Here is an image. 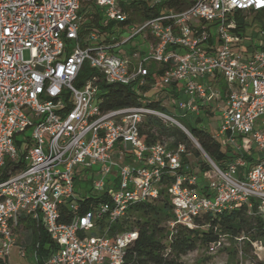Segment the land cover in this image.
Returning a JSON list of instances; mask_svg holds the SVG:
<instances>
[{
  "label": "built area",
  "instance_id": "obj_1",
  "mask_svg": "<svg viewBox=\"0 0 264 264\" xmlns=\"http://www.w3.org/2000/svg\"><path fill=\"white\" fill-rule=\"evenodd\" d=\"M170 1L0 0V262L26 217L54 244L46 264H138L137 232L110 236V228L162 190L172 205L171 234L196 229L202 215L253 203L264 220V45L253 49L240 23L243 14L264 12V0H194L180 10ZM82 2L92 3L106 29L83 28ZM132 2L158 13L135 19L124 10ZM148 64L161 70L154 84ZM85 65L92 75L78 85ZM100 83L128 86L140 105L102 111ZM173 84L180 117H199L212 104L221 111L213 137L236 158L220 169L200 149L213 176L187 174L184 145H147L139 135L146 116L190 134L142 99ZM251 151L259 158L248 166ZM7 161L23 167L3 177ZM95 167L102 178L83 181L99 200L81 212L76 185Z\"/></svg>",
  "mask_w": 264,
  "mask_h": 264
},
{
  "label": "trees",
  "instance_id": "obj_2",
  "mask_svg": "<svg viewBox=\"0 0 264 264\" xmlns=\"http://www.w3.org/2000/svg\"><path fill=\"white\" fill-rule=\"evenodd\" d=\"M193 2L194 0H171L168 5L180 10L187 8ZM81 5L80 14L87 18V22L83 25V28L106 29L101 26L100 14L91 2H82ZM124 10L131 13L134 12L135 19L138 20L154 17L158 13V9H149L146 3L143 2H132L129 6L124 7ZM90 12H92L91 17ZM149 69L150 75L148 81L149 84H154L159 75H161V70L159 71L153 66ZM91 75L92 72L85 65L79 75L77 84L80 85L86 77ZM100 90L102 97L100 109L102 111L137 107L140 105L139 96L132 92L128 86L100 83ZM143 90L146 91L147 89L143 88ZM167 92L176 100L182 99V94L175 84L170 86ZM149 94L145 96L147 107L164 114L169 112L159 101L151 100L150 97L153 95ZM200 109H203V107H200ZM179 118L181 117L177 116V119ZM202 120L204 118H196L197 123ZM179 123L181 124V122ZM187 130L200 149L220 169H224L225 163L236 158V155L229 148L222 150L221 144L205 129L193 127ZM139 135L147 145L157 141L165 142L171 140L169 143L170 148H175L181 144L189 150L191 146L189 138L182 131L174 126L165 125L161 119L155 116H146L144 118L139 126ZM195 156H200L198 150L195 151ZM243 158L248 166L252 165L255 161L249 155H245ZM183 161V164L186 166L188 161L186 159ZM199 166L200 172L203 175L213 176L209 171L207 163H200ZM22 167V161H7L2 170V176L6 177L10 171L16 172ZM98 200L85 196L84 199L79 201L81 204L80 211L90 209ZM100 200H105V197L100 198ZM172 218V205L167 199L164 190H162L161 196L156 202L133 206L124 219L112 225L109 235L113 236L124 230L136 231L137 239L131 250L135 253L138 264H181V257L198 248H209L210 245L220 246L224 238L232 241L240 240L246 245L264 241V220L258 214L255 203H253L251 209H248L246 205H241L234 210L224 212L218 216L202 215L196 218V229L176 227L174 228V233L171 234L167 229V224ZM19 225L33 229L32 247L35 264H46L50 249L54 248V244L48 234L40 225H36L26 217H20ZM166 241H168V244H165ZM0 264H7V261H1Z\"/></svg>",
  "mask_w": 264,
  "mask_h": 264
},
{
  "label": "rangeland",
  "instance_id": "obj_3",
  "mask_svg": "<svg viewBox=\"0 0 264 264\" xmlns=\"http://www.w3.org/2000/svg\"><path fill=\"white\" fill-rule=\"evenodd\" d=\"M240 23L244 25L243 27V38L244 40L252 45L253 49H260L264 45V12L260 13H246L243 14L240 18ZM140 39L138 37L134 38L131 41L129 46H135L139 43ZM148 66H151L148 64ZM169 88L157 87L153 88L150 92L153 96L150 97L151 100L159 101L160 104L165 107L169 112L166 114L171 116L173 119L178 120L183 124L187 129L190 128H203L212 135L217 133V126L219 124L221 111H218L219 108L216 104L211 106H205L199 111V117L204 118L201 122H196V116L192 114H187L186 117H181L177 119V113H174L173 105L176 102L172 96H169L166 91ZM149 94V95H150ZM142 99L146 100L145 96H142ZM207 112V114H206ZM167 126H174L180 131H182L175 124L170 122H164ZM190 140L191 146L189 152L191 154L189 158V170L187 174H199L201 163H206L200 149L197 147L196 142H194L184 131H182ZM171 142V140H169ZM221 144V149L224 150V145ZM200 152V156H195V151ZM256 159L259 158V155H255ZM81 170V168H80ZM98 170L97 167L83 172L82 177L78 180L79 183L76 185L75 195L77 199H83L85 194L88 198L95 197L94 193H86V184L83 180H89L93 178L94 180H99L102 178L101 174H96ZM113 174L111 177L113 178ZM111 177L107 179L111 181ZM16 235V245L10 252V255L7 259V264H35V256L33 252V229L21 227L20 225L15 230ZM93 234L89 233V236ZM24 254V255H22ZM181 264H264V241L254 242L251 245H246L242 241H232L229 239H222L221 245L218 246L214 251H210L208 248H198L197 250L186 254L180 258Z\"/></svg>",
  "mask_w": 264,
  "mask_h": 264
},
{
  "label": "crops",
  "instance_id": "obj_4",
  "mask_svg": "<svg viewBox=\"0 0 264 264\" xmlns=\"http://www.w3.org/2000/svg\"><path fill=\"white\" fill-rule=\"evenodd\" d=\"M150 92H151V91H150ZM150 92H149V93H150ZM149 93H148V94H149ZM166 93H168V92L166 91ZM169 96H170V95H169ZM174 113H175V111H174ZM255 155H256V153H255L254 151H251L250 154H249V156L253 157L254 160H257L256 157H255Z\"/></svg>",
  "mask_w": 264,
  "mask_h": 264
},
{
  "label": "water",
  "instance_id": "obj_5",
  "mask_svg": "<svg viewBox=\"0 0 264 264\" xmlns=\"http://www.w3.org/2000/svg\"><path fill=\"white\" fill-rule=\"evenodd\" d=\"M194 142H195V140L191 137V135L190 134H187ZM196 145H197V143H196ZM197 147L200 149V147L197 145ZM203 152V151H202Z\"/></svg>",
  "mask_w": 264,
  "mask_h": 264
}]
</instances>
